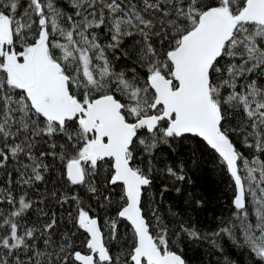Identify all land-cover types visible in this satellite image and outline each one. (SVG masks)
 I'll return each mask as SVG.
<instances>
[{
	"label": "snow or ice",
	"instance_id": "snow-or-ice-1",
	"mask_svg": "<svg viewBox=\"0 0 264 264\" xmlns=\"http://www.w3.org/2000/svg\"><path fill=\"white\" fill-rule=\"evenodd\" d=\"M69 3L71 15L56 0H27L18 19L17 0H0V169L13 162L18 183L31 186L44 181L50 167L44 160L52 156L63 164L66 185L92 194L99 191L94 177L105 170V183L121 186L117 217L131 226L125 256L132 264H187L170 249L167 228L151 233L142 196L152 181L134 163L139 146L151 154L161 143L171 147L189 136L202 138L236 190L232 203L239 223L210 234L212 244L219 247L215 238L227 235L264 264V160H249L229 135L238 132L245 147L264 154V0ZM102 26L111 33L106 46L95 31ZM137 34L144 73L132 69L129 78L115 71L105 48ZM229 113L242 114L243 122L226 128ZM167 172L185 179L171 167ZM51 195L61 204L76 203L67 220L86 234V252L74 248L75 232H59L55 214L30 225L25 217L34 202L26 191L16 197L8 188L0 195V204L11 206L0 208V264H128L113 256L98 219L78 195ZM105 224L117 240V220ZM181 229L189 238H209L194 227Z\"/></svg>",
	"mask_w": 264,
	"mask_h": 264
},
{
	"label": "trees",
	"instance_id": "trees-1",
	"mask_svg": "<svg viewBox=\"0 0 264 264\" xmlns=\"http://www.w3.org/2000/svg\"><path fill=\"white\" fill-rule=\"evenodd\" d=\"M17 2L16 15L19 19L27 7V0H17ZM56 3L67 15L73 14L74 9L69 0H56ZM95 31L102 45L106 46L112 42L111 33L107 27L102 26ZM153 43L158 45L159 41L154 38ZM142 46L143 40L138 34L126 36L121 38L117 47L111 49L106 47L105 54L115 71H123L131 78L132 69H135L138 74L144 73V69L138 62ZM57 54H59L58 50ZM243 119L242 114L233 116L229 113L224 126L229 129L235 128L243 122ZM229 135L236 149L249 160L255 155H260V158L264 160V154L245 147L243 136L238 132H230ZM56 142L59 144L63 140L57 138ZM41 148L51 151L44 144ZM44 163L50 166L49 171L43 173L44 181L22 187L18 183L19 175L15 170L17 166L9 161L6 169H0V195H3L4 190L8 188L16 197L26 191L28 198L34 202L33 207L26 213L27 222L38 226L55 214L59 232H75L74 248L86 252V249L81 247L82 241L86 243V234L74 228L67 220L68 213L75 212L76 203L72 201L58 203L51 193L56 192L57 197L78 195L83 200L84 206L90 209V215L98 219L113 256L120 255L121 260L127 259L128 264H132L125 256L132 246L131 227L117 217L118 207L122 206L121 186L107 185L105 177L108 173L102 169L100 175L94 177L98 182L99 191L97 194H92L84 187L66 185L61 176L63 164L58 158L48 156ZM134 166L143 169L152 181L151 185L145 188L142 196L143 213L150 224L151 233L155 236L161 227L167 228L170 249L180 254L187 264H256L257 258L251 250L237 246L227 235L222 234L215 238L219 247H214L212 244L210 234L234 223L238 225L239 222L234 217L236 209L232 205L235 194L233 180L221 163L220 157L202 139L189 136L172 143L171 147L161 143L152 150L151 154L145 153L143 147L139 146ZM169 167L178 175H183L185 179L178 180L170 175L167 172ZM149 168L151 172H148ZM6 172H11V176H8ZM256 175L259 174L256 173ZM104 197H110V202ZM10 207L7 203L0 204L2 209H10ZM248 208L249 220L254 223L255 217L251 203ZM156 217H159V221ZM111 219L117 220V240L110 239L111 232L105 224ZM181 225L188 228L194 227L201 237L209 238H189L187 233L182 231ZM234 231L242 244V235L238 227Z\"/></svg>",
	"mask_w": 264,
	"mask_h": 264
},
{
	"label": "water",
	"instance_id": "water-1",
	"mask_svg": "<svg viewBox=\"0 0 264 264\" xmlns=\"http://www.w3.org/2000/svg\"><path fill=\"white\" fill-rule=\"evenodd\" d=\"M200 139H202V138H200ZM206 143V142H205ZM207 145V144H206ZM209 147V146H208ZM214 151V150H213ZM215 152V151H214ZM216 153V152H215ZM217 154V153H216ZM218 155V154H217ZM232 178V177H231ZM233 180V179H232ZM233 183H234V181H233ZM234 188H235V184H234ZM235 192H236V190H235ZM234 196H235V194H234ZM233 199H234V197H233ZM233 201V200H232ZM232 205H233V203H232ZM234 207V206H233ZM120 219H122V220H124L123 218H120ZM125 222H127L126 220H124ZM128 224H129V222H127ZM129 226H130V224H129ZM131 227V226H130Z\"/></svg>",
	"mask_w": 264,
	"mask_h": 264
}]
</instances>
